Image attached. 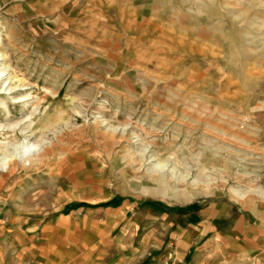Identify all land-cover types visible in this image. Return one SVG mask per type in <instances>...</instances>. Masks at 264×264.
I'll return each instance as SVG.
<instances>
[{"label":"rangeland","instance_id":"rangeland-1","mask_svg":"<svg viewBox=\"0 0 264 264\" xmlns=\"http://www.w3.org/2000/svg\"><path fill=\"white\" fill-rule=\"evenodd\" d=\"M0 132V264H212L264 208V0H0Z\"/></svg>","mask_w":264,"mask_h":264},{"label":"crops","instance_id":"crops-1","mask_svg":"<svg viewBox=\"0 0 264 264\" xmlns=\"http://www.w3.org/2000/svg\"><path fill=\"white\" fill-rule=\"evenodd\" d=\"M211 213L208 244H184L187 248L209 250L206 255L212 264H264V208ZM189 238H200L198 231ZM223 256L227 259H218Z\"/></svg>","mask_w":264,"mask_h":264},{"label":"bare ground","instance_id":"bare-ground-1","mask_svg":"<svg viewBox=\"0 0 264 264\" xmlns=\"http://www.w3.org/2000/svg\"><path fill=\"white\" fill-rule=\"evenodd\" d=\"M15 130V129H14ZM12 131V130H11ZM1 133V135H8L6 132H0ZM15 137V136H14ZM28 152H30V150H28V149H24V150H22L21 151V155H20V161L22 162V165L23 166H25L26 164H27V166L32 162L31 161V159H28L27 158V155H25V154H27ZM32 152V151H31ZM40 157V156H39ZM39 160H41L40 158H39ZM12 167V168H14V167H16L17 166V162L15 161V160H13L12 162H9V163H6V164H4V166L2 167L3 168V170H5V169H7L8 167Z\"/></svg>","mask_w":264,"mask_h":264}]
</instances>
